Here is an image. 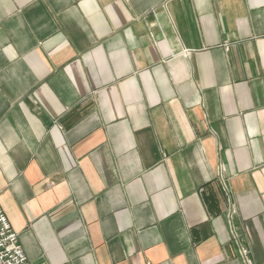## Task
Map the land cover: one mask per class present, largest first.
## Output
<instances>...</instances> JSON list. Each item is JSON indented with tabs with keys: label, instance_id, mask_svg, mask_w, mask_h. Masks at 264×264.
<instances>
[{
	"label": "crops",
	"instance_id": "0c3cea01",
	"mask_svg": "<svg viewBox=\"0 0 264 264\" xmlns=\"http://www.w3.org/2000/svg\"><path fill=\"white\" fill-rule=\"evenodd\" d=\"M0 204L27 264H264V0H0Z\"/></svg>",
	"mask_w": 264,
	"mask_h": 264
},
{
	"label": "built area",
	"instance_id": "2783aa9c",
	"mask_svg": "<svg viewBox=\"0 0 264 264\" xmlns=\"http://www.w3.org/2000/svg\"><path fill=\"white\" fill-rule=\"evenodd\" d=\"M240 253L248 264L249 250L243 241H240ZM28 257L20 243L19 234L15 232L9 219L0 204V264H27Z\"/></svg>",
	"mask_w": 264,
	"mask_h": 264
}]
</instances>
